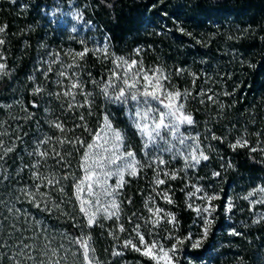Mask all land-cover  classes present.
Here are the masks:
<instances>
[{
    "label": "snow or ice",
    "instance_id": "6c2138e0",
    "mask_svg": "<svg viewBox=\"0 0 264 264\" xmlns=\"http://www.w3.org/2000/svg\"><path fill=\"white\" fill-rule=\"evenodd\" d=\"M12 2L15 3V0ZM107 6L111 7L110 4ZM73 15L77 21L83 19L80 10ZM7 28V24L0 25V79L11 76L3 49ZM178 30L188 36L193 35L183 27H178ZM72 31L76 32L77 29L73 27ZM228 38L234 39L231 36ZM261 39L264 40V37ZM196 42L207 47L211 39ZM78 43L82 46L80 50L68 48L63 52H48V59L41 60V67L37 69L44 82H37L35 75L28 77L32 82L29 93L33 99L27 104L22 99L14 101L24 115H9L7 119H0V184L12 179L5 163L28 135L18 121L35 119L36 112L30 111V108L38 111L43 107L45 124L57 133L50 135L43 132L40 121H36L37 131L41 135L32 141L31 151L25 148L28 156L33 158L32 163L22 164L16 171L18 177L27 169L28 181L22 184L18 182V186L0 195V264H5L6 260L8 264H103L96 255L91 234L92 229L104 227L102 221H113V227L107 229L114 241L113 257H121L125 250L130 249L152 264H181L186 246L187 250H198L208 241L216 223L214 214L219 207L215 201L222 199L223 189L220 192L206 189L201 184L203 177H196L193 182L188 175L190 170L195 171L202 162L209 161L210 153L214 151L211 143L204 144L201 137L219 142L228 139L227 134L217 135L207 126L204 133L190 131L197 125V120L188 105L198 102L205 106L206 111L214 106L217 112L212 119L219 121L226 109L234 107V103L226 104L221 97H230L234 93L227 90L217 92L203 85L198 88L197 81L202 77L205 85L217 82L204 72L197 73L182 67L169 70L159 63L145 65L142 46L134 49L131 56H121L111 50L108 37H105L102 45L91 48L84 39ZM89 54L100 63L110 62L112 67L99 79L88 72L86 81L83 78V61ZM248 66L256 67L251 63ZM185 74L191 78L190 87H182L174 82V79L178 80ZM48 82L54 90H48ZM89 83L93 91L88 89ZM97 90L105 108L93 128L88 118L96 115ZM45 100L48 106H44ZM53 101L58 104L61 115H54L56 109L52 107ZM108 105L118 106L128 118L141 141L139 154L130 143L126 129L117 126L115 115L108 110ZM12 107L13 104H0V108ZM65 113L75 117L72 127H68L61 118ZM10 120L17 121L15 127ZM78 129L87 137L76 135ZM227 132L231 133L232 129ZM252 135L257 138L254 146L250 140ZM262 135L264 131L249 133L245 127L234 140L228 142V147L233 151L246 148L250 154L259 152V162L264 164ZM73 152L79 154V176L70 163ZM165 155L168 159H165ZM177 159L183 161L182 166L171 167ZM49 160L55 161V164H49ZM227 167L234 168V165L228 161ZM148 170L152 171L151 190L143 200V209L147 214L132 212L128 215L124 205H131L133 199L131 196L125 197L124 190L133 179L146 175ZM220 175L219 171L212 172L213 177ZM176 180L184 181L180 191L185 196V207L201 220L199 232L188 231L186 235H180L178 214L161 207L158 202L176 204V190L171 186V182ZM68 181H71V196L67 191ZM238 198L248 201L250 210L257 205L264 206V183L257 184ZM234 199H227L225 213L232 212ZM25 204L28 208L24 207ZM30 209H35L37 214L47 215L45 219H38ZM51 217L70 222L79 235L67 229L54 231L46 223ZM260 223H264V211L256 213L253 220V224ZM126 224L131 227H126ZM124 233L127 238L121 239L120 234ZM229 234L242 235L235 228L230 229ZM187 264H194V261L188 258ZM238 264H243L242 258H239Z\"/></svg>",
    "mask_w": 264,
    "mask_h": 264
},
{
    "label": "trees",
    "instance_id": "16d2710c",
    "mask_svg": "<svg viewBox=\"0 0 264 264\" xmlns=\"http://www.w3.org/2000/svg\"><path fill=\"white\" fill-rule=\"evenodd\" d=\"M109 4L111 7L107 6ZM153 5L156 7L153 8ZM76 10L83 14V19L76 21H81L86 27L82 30L80 26L73 32L65 20L71 19L69 16L72 17ZM4 24H7L8 28L4 36L6 44L3 45V49L11 76L0 79V104H13V107L0 108V119H7L9 115H24L21 107L14 104V101L22 99L27 104L33 99L29 93L32 87V82L28 80L30 75H35L37 82H44L41 72L37 71L41 67L40 61L44 60L37 59L38 54L42 52V45H46L44 49L49 51L63 52L68 48L80 50L82 46L78 41L84 39L90 47V37H96L99 41H105V37H108L111 50L121 56H131L134 49L142 46L144 62H160L169 70L182 67L197 73H207L217 82L205 85L202 77L197 81L198 88L203 85L212 87L217 92L224 90L233 92L230 97H221L226 104L234 103V107L226 109L224 117L219 121L212 119L217 112L214 106L206 111L205 106L198 102L188 105L194 111L197 132L204 133L207 126L217 135L227 134L228 139L219 142L207 141L201 137L204 144L211 143L214 151L210 153V160L202 162L196 172L203 173V178H215L218 181L216 191L220 192L223 189L222 199L217 201L219 207L214 214L216 223L208 241L198 250H187L186 246L181 264H187L188 258L194 261V264H228L227 260L236 254L247 264H264V223L253 224L255 216L251 220H243L242 210L237 206L238 200H234L235 207L229 213V219L223 211L227 197H232L240 181L264 176V164L259 162L261 153L250 154L246 148L233 151L228 147V142L234 140L245 127L249 133L264 131V40L261 39L264 37V0H15V3L12 0H0V25ZM178 27H183L186 32L193 35L188 36L180 32ZM229 36L234 39H229ZM209 39L211 43L207 47L196 42L197 40L207 42ZM64 59L67 60L66 57ZM249 63L256 67H249ZM83 65V78L86 81L88 72L99 79L112 67L110 62L100 63L91 54L85 58ZM174 82L182 87L191 86V78L187 74L178 80L174 79ZM88 89L94 90L90 83ZM48 90H54L50 82ZM44 106H48L46 100ZM52 107L56 109L54 115H61L55 101L52 102ZM104 108L103 98L99 96L97 90L94 107L96 115L88 118L91 127H96L98 116ZM107 108L115 115L117 126L126 129L128 134L130 130L125 123L124 113L115 105H108ZM29 110L36 112L35 119L28 122L18 121L28 135L24 137V143L18 147L17 152L5 163V167L12 174V179L0 184V195L18 186V182L22 184L28 181L27 169L18 177L16 171L22 164L32 163L33 158L28 156L27 151H31L32 141L41 135L37 131L36 121H40L43 132L57 134L45 124L46 114L43 107L38 111L31 108ZM85 115L87 116L86 112ZM61 118L67 122L68 127H72L75 117L71 113H65ZM16 123L17 121L10 120L13 127ZM228 129H232V132L228 133ZM76 135L87 137V134L79 129ZM134 148L139 154L138 146ZM66 150L71 151L70 148ZM78 160L79 154L73 152L70 163L76 175L79 174ZM228 161H231L234 168L227 167ZM48 163L54 165L55 161L49 160ZM213 171H219L220 177H213ZM144 180L145 175L133 179L124 190L125 197L131 196L133 199L131 205H124L125 212L129 215L136 212L139 206L138 194L141 193ZM183 183L181 180L171 182V186L176 190L175 205L160 202L162 207H167L178 214L180 235L197 229V224L194 223L195 213L185 207V196L180 191L184 187ZM67 191L71 196V181H68ZM24 207L28 208V205L25 204ZM30 211L36 214L38 219H45L47 215L37 214L35 209ZM46 223L50 224L54 231L67 229L79 235V232L70 226V222L63 219L51 217ZM102 223L104 227L92 229L91 234L96 255L103 264H124L125 257L129 261L152 264L147 258L130 249L125 250L121 257H113L111 252L114 241L107 232V229L113 227V221ZM233 223L239 225L233 226ZM232 228L242 235H230ZM5 264H8L7 260Z\"/></svg>",
    "mask_w": 264,
    "mask_h": 264
},
{
    "label": "rangeland",
    "instance_id": "374dc122",
    "mask_svg": "<svg viewBox=\"0 0 264 264\" xmlns=\"http://www.w3.org/2000/svg\"><path fill=\"white\" fill-rule=\"evenodd\" d=\"M75 13V11H74ZM71 19H67L65 20V22H67L66 25L69 26V28H78L80 26H82V30L85 29L86 25L83 24L81 21L80 22H77L76 19L74 18V15L72 14V17L71 15L69 16ZM92 25L95 26V24L92 22ZM89 45H90V48L91 47H94L95 45L97 44H100L102 45L105 41H99L98 39H96V37H90L89 38ZM46 47H43L42 48V52H40L38 54V57L37 59H44V60H47L48 59V56H47V53L50 52L49 50H46L44 49ZM67 50V49H66ZM67 59V57H66ZM159 64H162L160 62H158ZM154 64H157L156 63H148L147 61H145V65H154ZM165 66V65H164ZM125 116V123L126 125L128 126V130L129 133L127 134L128 135V138H129V141L130 143L134 146H138L139 150H140V147H141V141L139 139V137L136 135L135 133V130L130 126V123L128 121V118L126 117V115L124 114ZM197 125L194 126L193 128L190 129V131H192L193 133L197 132ZM251 141H252V144L253 146L255 145V141H256V137L253 135L251 138ZM261 139L264 140V135L261 136ZM207 144V143H205ZM165 159H168V156L165 155ZM183 164V161L177 159L176 161H173L171 167H174V168H179L181 167ZM80 175V172L77 176ZM188 175L190 177L193 178V182H195V178L196 177H203V173H197L196 170L195 171H192L190 170ZM152 179V171L151 170H148L146 175H145V180L142 182V189H141V193L138 194L139 197H138V201H139V206L136 210L137 213H144L145 215L147 214L145 212V210L143 209V200H144V197L148 195V193L150 192V181ZM184 182V181H183ZM260 183H264V176L262 177H259V179H254L252 178L251 180L249 179H244L242 181H240V183H238L239 185L235 188V191H233V195L232 197H234L235 199L234 200H238V204L237 206H239V209L242 210V218L243 220H251L254 218V216L256 217V213L258 212H261V211H264V206H261V205H257L256 208L254 210H250V206H249V203L248 201H245L243 199H239L238 197L246 194L248 192V190H250L251 188L255 187L257 184H260ZM184 184V183H183ZM201 184L206 188V189H209V190H215L216 191V186L218 184V181L215 180V178H203L201 180ZM184 186V185H183ZM140 192V191H139ZM125 196V195H124ZM228 199V197H227ZM226 199V201H227ZM225 201V203H226ZM159 203L162 202V201H158ZM199 202V201H197ZM215 203L217 204V201H215ZM224 203V204H225ZM161 207L163 206L162 204H160ZM223 211H224V205H223ZM129 215V214H128ZM227 219H229V213H225ZM196 216V214H195ZM195 224H197V229L195 231H193L194 233L196 232H199L200 231V224H201V220L199 218H195ZM239 225L238 223H233V226H237ZM126 227L130 228L131 226L126 224ZM121 235V239H124V238H127V234L124 233V234H120ZM239 258H241V256L239 255H233L232 257H230L229 260H227L228 264H238V261H239ZM124 264H142L141 262L139 261H129L128 259H126V257L124 258L123 260ZM243 264H247L245 261H243Z\"/></svg>",
    "mask_w": 264,
    "mask_h": 264
}]
</instances>
